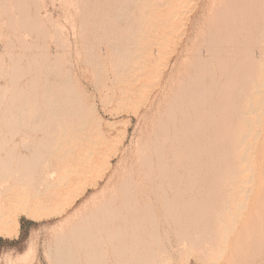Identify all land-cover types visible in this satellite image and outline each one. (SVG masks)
I'll use <instances>...</instances> for the list:
<instances>
[{"label": "bare ground", "instance_id": "6f19581e", "mask_svg": "<svg viewBox=\"0 0 264 264\" xmlns=\"http://www.w3.org/2000/svg\"><path fill=\"white\" fill-rule=\"evenodd\" d=\"M13 1L12 5L15 3ZM201 2L202 12L206 9L201 16L209 15L212 18H208L209 21L203 25L204 30L200 31L201 34L197 40L189 45L185 60L186 68L183 71L177 69L174 76L171 74L169 78L167 71L171 64L172 56H170L163 69L155 75L156 80L151 87H157L161 95L164 94L163 100L156 105L155 100L158 95H153L154 92L150 87L136 107V113H140L143 108L146 109V113L151 111L155 113L145 120L146 128L139 139H136L138 143L135 141L136 147L126 157L122 170L120 168L121 172L116 173L117 177L112 174L106 183L109 187L107 188L106 185L101 196L94 200L95 209L88 210L76 220L68 234L59 237L56 249L58 264H79L76 258L78 251L83 252L91 263L100 264V260L106 255V250L101 244L102 239L112 242V255L116 257V264H151L153 242L156 241L155 234H157L156 231L158 232L155 226L156 208L159 207L173 217L192 215L199 202L194 195L196 184L206 182L210 186L213 162L216 161L217 165L218 162L226 160L225 157L223 159L222 156L216 155L215 151L223 155L230 150H235L234 168L242 173L237 169L240 167L238 165L246 160L249 153H246V149L242 155L238 150L248 137L258 136V133H254L256 129L254 125L263 113H257L258 108L264 106L263 95L260 99L258 97L257 101L252 99L256 95L260 96V92L263 91L261 89L264 87V0H218V2L212 0L209 8L204 4V0ZM32 3L28 0H16L17 9L14 7L22 16L21 24H19L21 27L14 25V30L12 27L11 29L15 33L16 31L20 33L17 37L21 50L13 51L10 41L0 44V235L12 236L20 226V212L12 216L14 212L12 214L8 212L11 209L16 208L33 218L65 212L89 186L99 185L100 179H103L113 168V158L122 153V147L128 137L127 129L119 142L120 145L103 157V167L97 170L95 176L84 187L73 192L59 210L47 209L48 203L55 201L61 192V187L66 185L61 180H52V159L56 156L63 159L65 155L71 154L72 149L66 144L72 139H83L86 134L88 136L85 131L89 129V126H87L88 121L84 111H79L80 109L75 105H63L64 95H61V91V93L55 91L56 94H54L55 81L52 83L50 80L53 72L51 57L56 56L57 51L52 52L45 39L50 33L49 24L45 22L39 11L36 13L32 11ZM125 10L126 8L123 11ZM15 14L10 13L17 22ZM196 14L197 12L193 16H188L185 22L181 23L186 28L182 34L183 38L178 42L182 45L181 50L174 49L177 55L187 49L188 42L192 39ZM173 15L176 13L167 14V20L169 21ZM120 17L130 16L124 13ZM145 21L138 20L137 24L140 26L139 28L137 26L138 29L133 28V23L130 28L119 27L118 30L123 32V36L125 34L127 46L122 52L123 58L127 53H131L132 45L136 46L139 40L155 35L153 27L159 31L161 26L166 25L165 21L158 23L152 21L154 26L151 28L147 26L149 30L143 34V29L145 30L146 27ZM114 25L115 22L112 20V57L121 50L120 46L123 45L122 41L113 37ZM38 31L43 34L45 41L42 40L43 43L38 45L39 51H34L33 48L37 43L35 34ZM241 46H244L243 50ZM141 54L144 56L143 59L152 60L154 57L157 58L158 50L148 41L146 45L144 43ZM38 57H41L40 64ZM258 66L261 70L255 72ZM68 74L70 75V72ZM63 75L64 73H61V76ZM146 77L147 73L143 72L139 80L143 81ZM244 79L253 85L246 90L247 92L243 88ZM69 80L71 79H68V83ZM170 80L173 85L166 92L164 89H167L166 86ZM69 84L70 86L66 88L72 90L71 81ZM244 97L246 102L243 100ZM80 99L77 101L80 102ZM72 101L73 99L70 102L73 103ZM243 102L247 108L243 107ZM80 103L79 107H81ZM230 112L233 121L236 120V122L229 125L227 116H230ZM89 117L88 120H90ZM231 131L234 132V141L232 145H229L225 140ZM82 132L85 134L83 137H81ZM213 140L216 141V145L213 144ZM97 153L96 148L87 149V153L81 158L83 166L78 174L94 170L98 161ZM61 167L65 168L64 165ZM214 167L216 172L220 173L219 177L225 172L223 167L217 168L218 165ZM246 170L248 168L243 171ZM231 181L235 184L237 182L233 179ZM207 199L203 200L204 204H207ZM229 201L230 199L228 203ZM42 206L45 207L41 208ZM224 212H227L226 208ZM230 223L228 222L229 225ZM148 224L152 225L149 227ZM244 225L240 224L241 227H238L245 230L247 225L246 227ZM248 225L253 226V224ZM255 227L253 226L254 229ZM247 228L245 231L248 230ZM234 229L235 225L222 227L224 234L222 236L226 239ZM243 229L240 230L243 231ZM258 229L260 231V228ZM247 232L245 233L250 237L254 236L253 233L251 235V230ZM146 233L154 237H147ZM222 236L221 240L224 239ZM249 236V240L245 238L247 242L252 239ZM238 238L237 235L236 239L239 240L237 243L241 246L243 241ZM252 240L249 246H252ZM244 243L243 248L247 246L245 241ZM219 245L222 246L221 243ZM254 245L255 243L253 247ZM240 246L239 248L236 246L237 251L238 249L240 251ZM261 250L262 248L259 247L256 251ZM219 256H222V252ZM215 263L217 264L218 260H215Z\"/></svg>", "mask_w": 264, "mask_h": 264}, {"label": "rangeland", "instance_id": "374dc122", "mask_svg": "<svg viewBox=\"0 0 264 264\" xmlns=\"http://www.w3.org/2000/svg\"><path fill=\"white\" fill-rule=\"evenodd\" d=\"M5 1L6 0H0V44L10 41L11 49L13 51H19L21 50V45L18 46L20 43L18 42L17 36H19L20 33L18 34L16 31L17 35L12 31L11 27L13 28L14 25L21 27L19 24H21L20 21L22 16L19 14L18 10H16V0H7L6 3ZM12 1L15 2L13 5ZM28 1L30 3L33 2V5L31 4L33 7L32 11L34 13L39 11L44 17L45 22L49 24L50 33L45 39L47 40L51 51H57V55L52 56L54 59L51 57L53 72L50 75V80L52 83L55 81L53 83L54 94L61 91V95H64V103L62 101L63 105H75L80 109L79 111H84L88 121L87 126H89V129L85 131L88 133V136L82 132L81 137L85 135V138L78 140L72 139L66 144L68 148L72 149L71 154L65 155L63 159L59 156L52 159V180H61L62 183H66V185L64 184L61 187L62 189L58 198L55 201L48 203L49 206H47V209L59 210L73 192L84 187L85 184L95 176L97 170L103 167V157L108 153H111L120 145L119 142L122 140L121 138L128 129V137L127 140H125V145L122 147V153L120 152L113 158V168L107 172V175L103 179H100L98 186H89L88 189L75 201L74 204L68 207L65 212L52 215H42L38 218H33L24 212L18 211L16 208L8 211L11 214L14 212L12 216L15 215L16 212H20V226L12 236L0 235V264H58L56 260V249L59 237L68 234L70 228L79 217L83 216L88 210L95 209L94 200L100 197L101 193L106 189V183L112 174L117 177L116 173L119 174L121 172L123 162L135 149L134 147H136V144L138 143L136 139H139L146 128L145 120L155 113V111L146 113L145 108H143L140 113L135 112L136 107L143 99L145 93L149 91V88L155 82V75L163 69L164 64L170 56H172L171 64L167 71L169 78L171 74L174 76L177 69H182L183 71L186 68L185 60L188 54L189 45L197 40L199 34L204 30V28H202L203 25L206 21H209L208 18L212 17L209 15L201 16L202 13L206 12V9L204 12L200 9V3H202L201 0ZM216 1L218 2V0ZM6 4L9 7H6ZM204 4L209 8L212 4V0H204ZM124 7L126 8L125 11H123L125 9ZM9 12L11 15L16 13L15 16L17 17V22L14 20L15 18L13 19L11 17ZM196 12L197 16L194 21V30H192V39L188 42L187 49L177 55L175 54L174 49L178 48L181 50L182 45H179L178 42L183 38L184 35L182 36V34L186 28V26L181 23L185 22L188 16H193ZM124 13H128L130 17H126L128 19L120 17V15ZM170 13H176V15H173L168 21L166 15ZM45 16H49L48 19ZM102 19L105 20L103 21ZM141 19H144V21L146 20V27L145 30L143 29V34L149 30V27L151 28V26H154L152 21L155 23L165 21L166 25L161 26L159 31H157L156 27H153V30L157 34L155 33V35L145 37L142 41L139 40V44L136 46L132 45L131 53H127L123 58L122 52L126 46L125 34L123 36V32L118 29L119 27L124 29L127 27L130 28L132 23L133 28L138 29L140 26H138L137 23L138 20L140 21ZM112 20L115 22L113 37L114 39L117 38L119 41L123 42V45L120 46L121 50L113 57ZM102 22L105 24L103 25ZM39 31L35 34L37 43L33 48L34 51H39L37 48L38 45L45 41L43 34ZM11 32L13 34H11ZM105 33L107 35H105ZM148 41H150L152 46L158 50L157 58L154 57L152 60L146 58L143 59L144 56L141 54V52H143L144 43L146 45V42ZM243 48L244 46H241V50H243ZM38 59H40L38 60V63L40 64L41 57H38ZM97 67L100 69L97 70ZM258 68L259 66L254 71L258 72L261 70V67ZM69 72L70 75L68 74ZM143 72L147 73V77L143 81H140L139 76ZM61 73H64V75L61 76ZM68 77L71 79L69 80V83L71 81V86L74 87H71L72 90L66 88L70 86L68 83ZM249 82L250 81L247 79L243 80V88L245 91L253 86L250 85ZM164 85H166V83H164ZM172 85L173 82L170 80L168 86H166L167 89H164V91L166 90L167 92ZM150 89L153 90V95H158L155 101L156 105H159L164 98V94L161 95V91L158 90L157 87H151ZM74 90H76V92ZM261 90L264 91V87ZM263 91L260 92V96H264ZM66 95H68L70 99H73V103L70 102L72 99L70 100ZM260 96L256 95L252 99L257 101L263 97ZM78 98L82 99V102L80 99L81 103L77 101L79 100ZM245 99L246 98L244 97L243 100ZM78 102L81 104V107H79L80 105H78ZM244 102H246V100ZM244 102L243 107H246ZM260 112H263L262 117L259 118L258 122L254 125V129L256 127L254 133H258V136L255 138L248 137L244 140V144L242 143L243 145H241L238 150V152L243 155L244 151L249 149L248 151L246 150V153H249L246 160L238 165L241 169H239L240 167H236L242 173H239V171L234 168L233 161L236 155L235 150H230L227 154L225 153L223 155H221L220 152L215 151L216 155H220L223 159L226 158V160L218 162V167L216 161L213 162L211 175L212 182L210 186L207 185L206 182H199L196 184L194 195L199 202L192 215L173 217L170 214H166L159 207L156 208L157 223L154 225L156 226V229H158V232L156 231V241L153 242L151 264H216L215 260H218L217 264L264 263V106L263 108H258L257 113ZM253 116L255 117V115H252V117ZM88 117L90 120H88ZM229 117L227 116L229 119V125L236 122V120L233 121L231 112ZM233 136L234 132L231 131L228 138L225 140L229 145H232V142L234 141ZM213 144L216 145L215 140H213ZM89 147L96 148L98 151L96 167L88 173L78 174L80 168L83 166L81 158L85 156ZM62 165H64L65 168L61 167ZM214 166L217 168L223 167L225 172L219 177L220 173L216 172L217 170ZM76 167H78V169ZM229 167H231V169ZM245 168H248V170L243 171ZM233 170L235 175L234 172H232ZM231 179L237 181L236 184L233 181L230 182ZM108 187L109 185H107V188ZM229 187L233 190H229ZM232 195L234 196L232 197ZM205 198H208L207 204H204L203 202ZM226 199H230L229 203L228 200L227 202L225 201ZM43 207L45 206H42L41 208ZM225 208L228 213L224 212ZM9 213H7L8 216H11ZM219 215L223 219H221V217L219 218ZM228 222H231L230 225ZM221 223L223 225L225 224V226ZM232 223L233 225H231ZM240 224H245V227L246 225L248 227V224H253L254 227L256 225L255 228L257 230L254 229L253 226H249L250 228L246 227L248 229L247 231L250 232L251 230V235L252 233L254 234L255 238L254 236H251L253 240L250 239L249 242L246 241L245 238L247 237L249 240L248 236L250 234L245 231L246 228L245 230L239 228L238 226H240ZM151 225L152 224H148L147 226L150 227ZM234 225V231L230 232L225 239V237H223L224 234L222 227H233ZM237 227L238 230H236ZM258 228H260V231ZM240 229H243L244 232ZM253 230L256 231L254 232ZM235 232H237L236 235ZM241 234L248 236L244 237ZM145 235L150 238L154 237L149 233H146ZM237 235L239 236L238 239L243 241L241 246L240 243H237V241L239 242V240L236 239ZM240 235L243 238H241ZM221 236L222 239H225V243L224 239L221 240ZM251 240L253 244L255 243L254 247L256 249L253 247V244H251L252 246H249ZM244 241L247 246L245 245L246 247L244 246L243 248L242 244H245ZM220 243L222 246L219 245ZM101 244L103 249L106 250V255L102 257L100 264H116V257L112 255V242L102 239ZM236 246L238 248L240 246V251L239 249L237 251ZM248 247H252V249H249ZM259 247L262 248L260 252L256 251ZM248 249L256 254L247 251ZM221 252L222 256L220 257L219 254ZM242 255H244V257H242ZM246 255H248V259H246ZM255 256L256 258H254ZM218 257H220V259H218ZM76 258L79 264H93L90 260H87V257L81 251L76 252ZM249 259L250 261H248Z\"/></svg>", "mask_w": 264, "mask_h": 264}]
</instances>
